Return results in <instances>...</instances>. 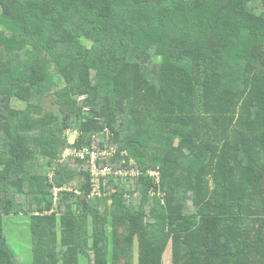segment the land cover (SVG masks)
Returning a JSON list of instances; mask_svg holds the SVG:
<instances>
[{
  "label": "trees",
  "instance_id": "obj_1",
  "mask_svg": "<svg viewBox=\"0 0 264 264\" xmlns=\"http://www.w3.org/2000/svg\"><path fill=\"white\" fill-rule=\"evenodd\" d=\"M68 130L115 148L100 167L141 176L91 197L89 162L63 160ZM13 216L30 220L29 263L8 243ZM169 251L264 264V0H0V264Z\"/></svg>",
  "mask_w": 264,
  "mask_h": 264
},
{
  "label": "built area",
  "instance_id": "obj_2",
  "mask_svg": "<svg viewBox=\"0 0 264 264\" xmlns=\"http://www.w3.org/2000/svg\"><path fill=\"white\" fill-rule=\"evenodd\" d=\"M69 137L74 136L76 139L78 138L77 131L68 130L66 133ZM76 139H73V142L69 144L70 146L64 151L63 153V160H66L70 157L79 159L81 161H88L89 162V173H90V183H91V197H102L104 196L103 189L106 188L107 185V179L111 176L115 178H124V179H130V178H137L141 176V172L138 169L133 168L131 165H126L123 168L119 169H113L110 166L100 167L99 163L107 160L108 158L114 157L116 154L115 148L112 149H101L97 143L94 141L91 143L90 146H82V147H76L75 142ZM126 153L123 152V156H125ZM146 175L150 176L154 179L155 183L158 187H160L161 184V172L156 169H150L146 172ZM53 174H50V177L52 178ZM158 189V188H157ZM116 190L112 189L110 191H107L108 195H111L115 193ZM155 189L152 188L150 190V194L154 196ZM158 195L161 198H164V192L159 188L158 189ZM138 196V194H135V197Z\"/></svg>",
  "mask_w": 264,
  "mask_h": 264
},
{
  "label": "rangeland",
  "instance_id": "obj_3",
  "mask_svg": "<svg viewBox=\"0 0 264 264\" xmlns=\"http://www.w3.org/2000/svg\"><path fill=\"white\" fill-rule=\"evenodd\" d=\"M50 99L47 103L50 109L55 108L51 103ZM14 107L21 109L25 107V104L19 100L13 102ZM73 139H76L74 136L70 137V143L73 142ZM29 218L22 216H13L5 219V229L7 234L8 243L13 248V250L18 254L22 255V259L25 263L31 262V253H32V244H31V232L29 227ZM166 257L169 259L166 260L170 264L171 253L170 251L166 254Z\"/></svg>",
  "mask_w": 264,
  "mask_h": 264
},
{
  "label": "water",
  "instance_id": "obj_4",
  "mask_svg": "<svg viewBox=\"0 0 264 264\" xmlns=\"http://www.w3.org/2000/svg\"><path fill=\"white\" fill-rule=\"evenodd\" d=\"M86 198H87L86 195H83V196H82V200H83V202L86 200Z\"/></svg>",
  "mask_w": 264,
  "mask_h": 264
}]
</instances>
